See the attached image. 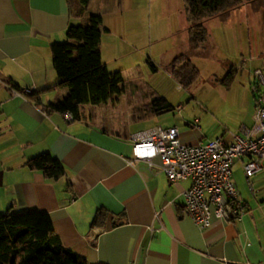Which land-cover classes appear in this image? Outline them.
Masks as SVG:
<instances>
[{
    "label": "crops",
    "instance_id": "obj_1",
    "mask_svg": "<svg viewBox=\"0 0 264 264\" xmlns=\"http://www.w3.org/2000/svg\"><path fill=\"white\" fill-rule=\"evenodd\" d=\"M92 1L88 14L101 16L92 10ZM262 2L245 3L215 19L249 8L263 11ZM88 14L81 18L71 15L67 0H0V215L47 214L62 245L89 264H264V206L252 202L257 197L251 182L264 173V164L250 183L242 174L247 187L235 182L236 160L233 162L232 181L245 205V215L229 223L212 219L208 228L201 229L185 212L183 192L189 181L170 183L157 157L150 167L132 160V135L154 127H175L180 141L187 144L217 137L230 143L229 134H214L208 140L194 124L162 125L159 115L135 119L136 109L149 103L147 85L141 91L132 89L126 102L125 88L117 97L107 98L113 107L110 117L101 110L106 107L104 101L82 107L80 119L72 122L58 112L47 111L49 105L68 96L67 89L56 86L50 47L63 42L69 25H78ZM109 32L101 26V40L103 33ZM204 44L197 49L189 44L182 54L193 63L194 56L203 57L199 50ZM99 51L109 71L107 65L112 60H104L103 51ZM248 57V66L245 62L235 67L226 60L224 86L229 88L237 72L246 92L256 86L250 74L260 70L255 65L264 52L255 47ZM12 86L21 91L19 96ZM43 153L61 162L63 178L47 181L25 166ZM246 161L237 159L241 167ZM98 210L107 216L93 224Z\"/></svg>",
    "mask_w": 264,
    "mask_h": 264
},
{
    "label": "rangeland",
    "instance_id": "obj_2",
    "mask_svg": "<svg viewBox=\"0 0 264 264\" xmlns=\"http://www.w3.org/2000/svg\"><path fill=\"white\" fill-rule=\"evenodd\" d=\"M91 8L102 14V27L110 29L109 33H103L99 48L104 60H112L107 65L109 71L120 72L122 76L124 83L120 88L121 91L125 88L122 93L125 102L131 99L132 89L141 91L147 85L150 93H156L173 107L172 111L159 115L162 125L177 122L180 127H189L198 119L208 140L214 134L235 132L243 124L252 126L254 99H259L262 90L258 79L253 72L250 74V81L255 79L256 86L246 92L247 86L237 72L228 88L223 84L227 76L224 68L226 60L235 67L245 62L248 66V51L255 47L264 52V10L255 12L249 8L229 18L206 21L207 37L199 50L204 55L191 58L199 77L184 88L167 68L189 45L190 25L183 0H93ZM116 53L118 57L113 59ZM258 66L264 74V58L256 63L255 67ZM106 100L103 102L106 107L103 105L101 110L110 117L112 101ZM177 105L180 110L175 109ZM242 174L236 160L235 182L247 186ZM251 182L257 197L252 202L264 206V173L254 176Z\"/></svg>",
    "mask_w": 264,
    "mask_h": 264
},
{
    "label": "trees",
    "instance_id": "obj_3",
    "mask_svg": "<svg viewBox=\"0 0 264 264\" xmlns=\"http://www.w3.org/2000/svg\"><path fill=\"white\" fill-rule=\"evenodd\" d=\"M256 0H183L190 25L189 44L199 48L206 40L204 22L221 16L239 6ZM90 0H67L71 15L81 18L88 14ZM81 24L69 25L65 40L50 47L53 68L58 78L57 88H65L68 96L47 111L62 115L70 113L73 121L80 119V110L86 105L97 106L107 98L121 92L123 82L119 72H109L101 60L102 18L88 14ZM152 70L155 71L153 66ZM172 78L180 87L188 88L199 77V71L185 54L174 57L169 65ZM15 92H21L16 86ZM148 105L133 114L142 119L158 116L173 107L156 93L146 90ZM30 95V94H27ZM25 166L39 172L47 181H57L65 176V168L49 153L29 159ZM107 213L98 210L93 224H99ZM0 264H89L82 257L64 247L53 230L50 217L36 211L0 215Z\"/></svg>",
    "mask_w": 264,
    "mask_h": 264
},
{
    "label": "built area",
    "instance_id": "obj_4",
    "mask_svg": "<svg viewBox=\"0 0 264 264\" xmlns=\"http://www.w3.org/2000/svg\"><path fill=\"white\" fill-rule=\"evenodd\" d=\"M253 74L262 88L252 117L253 124L240 125L235 132L229 133L230 143L221 137L205 143H183L175 127H154L131 137L133 161H143L150 167L157 157L160 169L170 183L189 181V187L183 192L185 212L201 229L208 228L212 219L229 223L245 215V205L232 181L231 167L235 160L247 158L242 165L247 183L263 168L264 76L260 70ZM14 94L19 96L18 92L14 91ZM63 116L67 122L73 121L70 113ZM193 124L195 129L200 128L197 119Z\"/></svg>",
    "mask_w": 264,
    "mask_h": 264
}]
</instances>
